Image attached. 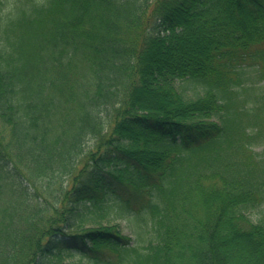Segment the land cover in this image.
<instances>
[{
	"label": "trees",
	"instance_id": "1",
	"mask_svg": "<svg viewBox=\"0 0 264 264\" xmlns=\"http://www.w3.org/2000/svg\"><path fill=\"white\" fill-rule=\"evenodd\" d=\"M262 204L264 0H0V264H264Z\"/></svg>",
	"mask_w": 264,
	"mask_h": 264
},
{
	"label": "rangeland",
	"instance_id": "2",
	"mask_svg": "<svg viewBox=\"0 0 264 264\" xmlns=\"http://www.w3.org/2000/svg\"><path fill=\"white\" fill-rule=\"evenodd\" d=\"M189 93V91H188ZM139 201V200H138ZM136 201V203L138 202ZM264 212V204H262L260 207L253 209L251 211V214L254 216L261 215ZM119 210L118 207H114L109 211V215L107 218H105L104 222L107 223L108 221L110 222H120L121 227L123 228V232L126 234H131L135 235L134 228H135V223L131 222L130 220L126 219L125 217L122 216V214ZM137 225V224H136ZM135 237V236H134Z\"/></svg>",
	"mask_w": 264,
	"mask_h": 264
}]
</instances>
